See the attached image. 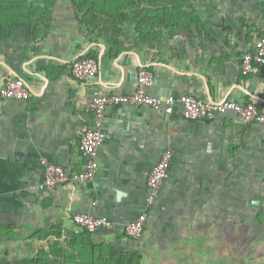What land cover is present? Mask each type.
Returning <instances> with one entry per match:
<instances>
[{
	"label": "crops",
	"instance_id": "obj_1",
	"mask_svg": "<svg viewBox=\"0 0 264 264\" xmlns=\"http://www.w3.org/2000/svg\"><path fill=\"white\" fill-rule=\"evenodd\" d=\"M262 34L264 0H0V89L14 77L31 92L0 95V264H264V127L234 114L189 121L110 106L96 177L39 189L41 159L83 170L91 87L129 94L142 67L154 71L153 96L259 107L264 69L243 75L241 58ZM84 58L98 65L92 86L71 74ZM167 149L168 177L149 206L147 179ZM142 212V236L126 237ZM75 213L111 227L90 235Z\"/></svg>",
	"mask_w": 264,
	"mask_h": 264
},
{
	"label": "built area",
	"instance_id": "obj_2",
	"mask_svg": "<svg viewBox=\"0 0 264 264\" xmlns=\"http://www.w3.org/2000/svg\"><path fill=\"white\" fill-rule=\"evenodd\" d=\"M261 69H264V34L256 40L253 51L244 53L241 58V73L243 75L256 74ZM97 72L98 65L92 58L78 60L71 66L72 76L85 84H90V86L94 84ZM153 79L154 71L142 67L138 71L136 89L129 94L107 95L91 87L88 106L91 121L84 130L79 144V149L85 160L83 170L70 173L59 165L41 159L43 179L39 189L54 194L63 185L82 184L96 177L98 172L97 153L104 142L103 118L106 109L110 106H145L168 115L178 110L182 117L189 121L215 120L226 114H234L245 123L254 122L264 127V103L257 107L253 103L239 104L228 100L209 102L188 95L157 97L148 93ZM0 95L5 100L24 102L30 99L31 92L21 79L8 77L3 81ZM171 158L172 151L165 150L148 176L146 203L149 206L157 198L162 183L168 177ZM71 220L74 225L83 228L90 235L111 227V222L106 217L75 213ZM146 220V212L139 214L134 221L124 226L125 236L130 239H139L143 234Z\"/></svg>",
	"mask_w": 264,
	"mask_h": 264
},
{
	"label": "rangeland",
	"instance_id": "obj_3",
	"mask_svg": "<svg viewBox=\"0 0 264 264\" xmlns=\"http://www.w3.org/2000/svg\"><path fill=\"white\" fill-rule=\"evenodd\" d=\"M112 29H114V30H117V29H118V30H123V32H128V33H135V32H136V33L138 34L137 29H135V28H121V29H120V28H117V27H116V28H112ZM114 30H113V31H114ZM1 227H2V226H0V229H3V227H2V228H1ZM5 227H6V226H5ZM0 234H1V233H0ZM2 254H3V253H2ZM2 254H1V255H2ZM234 264H235V263H234ZM254 264H255V263H254Z\"/></svg>",
	"mask_w": 264,
	"mask_h": 264
},
{
	"label": "trees",
	"instance_id": "obj_4",
	"mask_svg": "<svg viewBox=\"0 0 264 264\" xmlns=\"http://www.w3.org/2000/svg\"><path fill=\"white\" fill-rule=\"evenodd\" d=\"M20 264H41L37 259L33 260L30 263H20ZM127 264H138V261L136 259H132L130 262H128Z\"/></svg>",
	"mask_w": 264,
	"mask_h": 264
}]
</instances>
